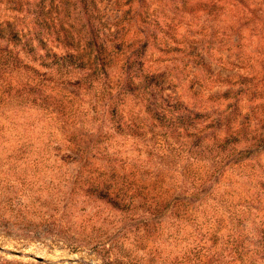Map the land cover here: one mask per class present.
<instances>
[{"label":"rangeland","instance_id":"obj_1","mask_svg":"<svg viewBox=\"0 0 264 264\" xmlns=\"http://www.w3.org/2000/svg\"><path fill=\"white\" fill-rule=\"evenodd\" d=\"M0 16L62 23L84 49L94 35L117 55L111 79L129 56L161 78L143 91L151 102L202 115L197 127L214 151L185 155L175 140L166 144L139 95L123 105L144 118L143 138L116 132L101 87L43 77L56 93L33 103L22 85L38 76L0 65V264H194L184 252L207 226L222 233L219 245L247 243L259 261L264 0H0ZM108 184L132 207L105 197ZM230 259L224 252L218 264Z\"/></svg>","mask_w":264,"mask_h":264},{"label":"trees","instance_id":"obj_2","mask_svg":"<svg viewBox=\"0 0 264 264\" xmlns=\"http://www.w3.org/2000/svg\"><path fill=\"white\" fill-rule=\"evenodd\" d=\"M89 38L92 40L90 46L84 49L80 48L78 43L74 44L70 41L74 39V35L62 23L54 26L46 21L43 24L42 21L39 22L32 18L29 21H21L14 17L8 19L0 16V40L5 42L4 47L0 48V65L5 74L20 71L23 76L31 73L38 76L34 82L28 80L22 85V87H28V93L32 94L30 101L33 103L36 99L47 100L50 94L55 95L56 93L57 84L46 85L47 79L43 77L63 78L61 81L63 86L78 87V84L83 82L87 86L101 87L98 92L101 99H106L109 119L116 132L143 138L147 133L144 118L127 116L125 105H123L128 96L139 95L140 99H144L142 105L144 104V111L148 113V118H151L154 127L159 129L156 134L162 136L166 144H170V139L175 140L173 142L179 144L180 152H185V155L194 151H202L206 154L214 152L213 147L205 143L207 138L202 130L197 127V122L202 117L201 114L182 109L177 101L171 105L163 97L156 103L151 102L143 91L154 89L160 83L161 78L134 69L129 63V56L119 58L122 63L118 69L119 74L117 78L111 79L110 70L117 55L110 51L105 53L103 46L97 43L98 40L94 35ZM32 63L43 67L44 72L40 73V69ZM72 77L78 78L76 84L71 83ZM8 85L15 86L13 90L16 92L21 82L16 79L9 80ZM25 99L28 100V98ZM73 121L70 120V123L74 124ZM215 150L216 154L223 153L225 149L216 146ZM205 182L207 181L200 183L202 187L205 186ZM92 187L94 190H102L100 181L92 183ZM104 189L105 197L113 195L117 202L120 201L122 209L131 206L130 200L120 198L118 189L114 185H105ZM194 196L190 194L184 196L183 199L191 202L195 199ZM156 206L159 207V204ZM154 211H158L155 206ZM159 212L153 214L155 216L163 214ZM200 236L198 239L194 236L193 246L184 252L185 255L187 253L192 255L194 264H218L222 262L224 252L231 257L227 264H232L234 261L238 264H264V234L261 235L262 242L257 243L262 248L261 251L258 247L256 249V253H261V258L257 262L251 255L247 243L237 244L228 240L229 244L219 245V242H222L219 240L222 233L218 229L211 230L210 226H207ZM205 239L211 241L209 245Z\"/></svg>","mask_w":264,"mask_h":264}]
</instances>
